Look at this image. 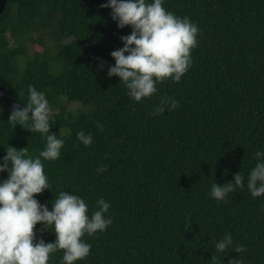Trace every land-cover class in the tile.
Segmentation results:
<instances>
[{
  "label": "trees",
  "instance_id": "obj_1",
  "mask_svg": "<svg viewBox=\"0 0 264 264\" xmlns=\"http://www.w3.org/2000/svg\"><path fill=\"white\" fill-rule=\"evenodd\" d=\"M105 3L7 0L0 14V87L22 105L29 84L44 91L50 132L64 140L59 158H42L50 189L34 195L51 210L60 191L78 194L89 214L101 196L110 202L112 223L82 237L90 252L75 264H264V194L247 189L254 153L264 150V0H164L196 23L198 43L181 80L161 81L141 101L106 75L131 26L118 28ZM162 97L178 107L151 115ZM70 102L91 112L74 114ZM11 110L0 97V157L9 146L38 155L44 137L25 128L30 121L13 128ZM80 130L92 132L90 145L78 140ZM239 171L243 187L222 201L209 195L212 183ZM33 231L55 239L42 222ZM226 232L233 244L218 252ZM238 244L243 252L233 250ZM61 257L57 250L48 264Z\"/></svg>",
  "mask_w": 264,
  "mask_h": 264
},
{
  "label": "clouds",
  "instance_id": "obj_2",
  "mask_svg": "<svg viewBox=\"0 0 264 264\" xmlns=\"http://www.w3.org/2000/svg\"><path fill=\"white\" fill-rule=\"evenodd\" d=\"M163 3L164 0H106L101 5L111 9L110 15L118 28L131 26L130 34L120 36L123 46L110 52L114 64L107 67L106 75L118 76L125 94L135 101L156 93V85L163 80L179 82L192 63L191 49L198 43L196 23L188 16L168 11ZM27 92V103L23 102L22 108L13 107L8 122L14 128L16 124L24 127L30 121L25 128L39 132L45 144L36 156L26 155L27 147L9 146L0 157V173L7 172V178L0 180V264H48L50 254L57 250H62L61 264H75L90 252L91 245L82 237L102 232L112 223V218L106 215L110 202L101 196L89 214L85 200L65 190L56 195L51 210L38 201L34 194L50 189L42 158H59L64 140L50 132L51 109L45 92L31 84ZM178 104L174 97H162L151 115L163 113L165 106L175 109ZM97 128L102 130L103 125L97 122ZM76 136L85 146L93 142L91 131L80 130ZM254 158L255 165L247 175V189L257 197L264 194V150H257ZM106 168L107 165H99L96 171L103 172ZM233 175V181L212 183L209 195L222 201L236 187H243L245 178L241 171ZM37 222L55 233L53 241L35 237L33 229ZM232 244L231 235L226 232L215 241L214 249L223 253ZM233 250L240 253L245 249L238 244ZM227 264H243V260L233 258Z\"/></svg>",
  "mask_w": 264,
  "mask_h": 264
},
{
  "label": "water",
  "instance_id": "obj_3",
  "mask_svg": "<svg viewBox=\"0 0 264 264\" xmlns=\"http://www.w3.org/2000/svg\"><path fill=\"white\" fill-rule=\"evenodd\" d=\"M6 3L7 0H0V14L4 11ZM0 97L4 100L5 104L12 109L13 107H17V108L23 107V105L20 102H16L12 100L11 96L4 87H0ZM29 114L31 115V111H29Z\"/></svg>",
  "mask_w": 264,
  "mask_h": 264
},
{
  "label": "rangeland",
  "instance_id": "obj_4",
  "mask_svg": "<svg viewBox=\"0 0 264 264\" xmlns=\"http://www.w3.org/2000/svg\"><path fill=\"white\" fill-rule=\"evenodd\" d=\"M70 103L71 104H69V107L74 108V111H76L74 112V114H89L91 112L90 108L88 107L84 108L80 103L78 104V102H70ZM77 105H79V107H76Z\"/></svg>",
  "mask_w": 264,
  "mask_h": 264
}]
</instances>
